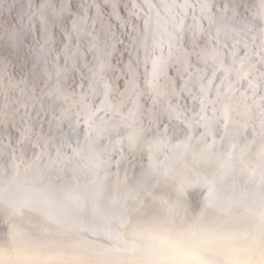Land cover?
<instances>
[{
  "label": "snow or ice",
  "instance_id": "obj_1",
  "mask_svg": "<svg viewBox=\"0 0 264 264\" xmlns=\"http://www.w3.org/2000/svg\"><path fill=\"white\" fill-rule=\"evenodd\" d=\"M0 264H264V0H0Z\"/></svg>",
  "mask_w": 264,
  "mask_h": 264
}]
</instances>
